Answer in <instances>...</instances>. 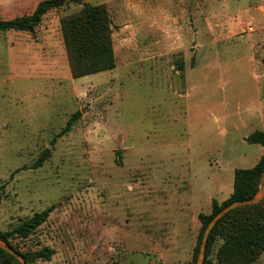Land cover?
I'll return each instance as SVG.
<instances>
[{
	"label": "rangeland",
	"instance_id": "rangeland-1",
	"mask_svg": "<svg viewBox=\"0 0 264 264\" xmlns=\"http://www.w3.org/2000/svg\"><path fill=\"white\" fill-rule=\"evenodd\" d=\"M82 1L107 8L110 70L71 75L60 21L80 3L0 31V232L53 206L35 231L7 237L24 255L54 249L27 264H195L201 217L264 152L245 140L264 131V55L251 60L224 26L245 1ZM34 4L0 0V20Z\"/></svg>",
	"mask_w": 264,
	"mask_h": 264
},
{
	"label": "trees",
	"instance_id": "trees-1",
	"mask_svg": "<svg viewBox=\"0 0 264 264\" xmlns=\"http://www.w3.org/2000/svg\"><path fill=\"white\" fill-rule=\"evenodd\" d=\"M69 2L82 4L79 11L62 17L60 21L72 77L77 78L114 68L110 18L104 4L91 5L83 3L82 0H40L30 14L0 20V31H31L39 24L42 15L47 10ZM245 140L251 144L261 145L264 150L263 131L254 130L245 137ZM45 157L46 151L36 159L33 167L40 166ZM263 168L264 152L254 166L234 168L231 194L220 204L212 200V212L206 217H201L202 224L194 251V261H196L201 236L207 223L220 209L230 203L251 198L258 189ZM53 208L49 206L34 213L12 230L5 233L0 232V237L18 251L7 237L11 235L26 237L47 220ZM217 237L222 239L216 251L217 264H250L253 262L264 250V197L254 205L229 210L216 222L207 238L203 264H213L212 260L208 259V255ZM53 253V248L44 246L27 255L21 254L27 264L29 259H49ZM0 254L4 257L3 263L0 264H20L15 257L2 249H0Z\"/></svg>",
	"mask_w": 264,
	"mask_h": 264
},
{
	"label": "crops",
	"instance_id": "crops-1",
	"mask_svg": "<svg viewBox=\"0 0 264 264\" xmlns=\"http://www.w3.org/2000/svg\"><path fill=\"white\" fill-rule=\"evenodd\" d=\"M39 1L40 0H35L34 6H36ZM244 1L245 7L238 8L236 12L234 11L232 16L233 19L230 22L231 25L224 24V26L228 29V32L232 33L233 37L238 35L242 40L249 42V58L253 60L255 59V54L260 56L261 54L264 55V0H258L257 2L249 0ZM244 18L256 21L257 25L247 24ZM244 25L248 27L249 31H246ZM255 78L257 80L259 79V89H264V71H261L259 75H255ZM259 106L261 107V121L263 122L264 99L261 100Z\"/></svg>",
	"mask_w": 264,
	"mask_h": 264
},
{
	"label": "water",
	"instance_id": "water-1",
	"mask_svg": "<svg viewBox=\"0 0 264 264\" xmlns=\"http://www.w3.org/2000/svg\"><path fill=\"white\" fill-rule=\"evenodd\" d=\"M264 197V168L263 171L260 175L259 179V186L257 191L254 193V195L246 200H241V201H234L230 203L229 205L223 207L220 209L207 223L206 227L203 230L201 240H200V246L198 250V254L196 257L195 264H203L204 262V256H205V247H206V242L207 238L216 224V222L224 215L226 214L229 210L237 208V207H242V206H250L254 205L258 202H260ZM0 249L3 251L9 253L13 257H15L20 264H26L24 257L22 256L21 253L13 249L7 242H5L1 237H0Z\"/></svg>",
	"mask_w": 264,
	"mask_h": 264
}]
</instances>
